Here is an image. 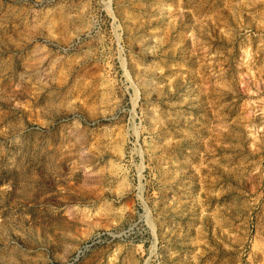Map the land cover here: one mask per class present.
<instances>
[{"label":"rangeland","instance_id":"374dc122","mask_svg":"<svg viewBox=\"0 0 264 264\" xmlns=\"http://www.w3.org/2000/svg\"><path fill=\"white\" fill-rule=\"evenodd\" d=\"M0 264H264V0H0Z\"/></svg>","mask_w":264,"mask_h":264}]
</instances>
